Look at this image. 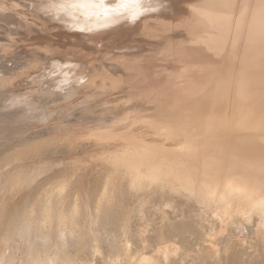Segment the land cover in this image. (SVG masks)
<instances>
[{"label": "bare ground", "instance_id": "obj_1", "mask_svg": "<svg viewBox=\"0 0 264 264\" xmlns=\"http://www.w3.org/2000/svg\"><path fill=\"white\" fill-rule=\"evenodd\" d=\"M18 1L8 17L38 48L0 71L3 243L77 248L64 217L85 224L114 185L147 197L151 176L161 194L187 178L264 235V0Z\"/></svg>", "mask_w": 264, "mask_h": 264}, {"label": "rangeland", "instance_id": "obj_2", "mask_svg": "<svg viewBox=\"0 0 264 264\" xmlns=\"http://www.w3.org/2000/svg\"><path fill=\"white\" fill-rule=\"evenodd\" d=\"M19 2L23 7L27 4L30 5V7L28 5L30 9L25 7L28 12L35 5L31 1L30 3L25 0L18 1V5ZM24 3L26 4L23 5ZM9 4L11 3H8V0L0 1V30L6 28L7 31H11H9L10 36L0 31V35H2L0 36V71L6 70L8 67H16L17 58L30 55L37 46L31 39L22 37V34H16L19 33L16 29L17 19L14 18V15L11 16L12 18L8 16L13 14L11 8L16 10L17 7H12ZM15 39L17 41H13ZM22 45L25 47L23 48ZM48 46L52 51L51 57L61 52L56 54L55 45L52 47L49 44ZM94 52L97 51L94 50ZM144 171L149 172L148 169H144ZM52 180L47 181L53 183L47 189L54 192L59 184ZM71 180L76 181V178L73 177ZM188 181L187 178H183L180 183L184 187L177 183L171 186L166 193L161 194L155 187L158 179L151 176L144 181L143 185L144 188H150L153 192L151 195L149 194L150 196L144 197L146 199L140 198L144 195L143 192L137 193L138 196L135 194L137 197L134 195L121 196L119 194L120 187L118 185L111 186L109 196H106L107 198L104 200L106 205L99 210L90 209L89 213L92 215L86 217L85 224L77 225L72 221L73 219L63 218L64 221L66 220L67 231L72 230L75 237L82 238L81 245L77 248L72 245L73 243L69 244L68 242L61 245L50 244L47 250H43L36 241L32 240L30 242L18 240L16 244L8 246L1 241L2 236H0V252L3 254V256L0 254V264H28L29 262L32 264L35 262H38L37 264H46V262L47 264H248L251 259L262 257L264 255V235H257L255 228L250 227L245 221L241 219L237 221L238 218L234 210H227L226 206L218 204L215 202L216 200H212V202L210 200L208 203L209 201L207 202L204 196L191 194L186 185ZM174 188L179 190L178 195L173 196ZM68 193L69 188L67 187L61 195L67 196ZM53 195L59 196L60 194L57 195L55 192ZM138 198H140L139 201ZM119 201L122 202V207L108 204L115 202L120 204ZM93 218L94 220H92ZM176 224L179 227L188 228L187 232L185 230L186 240L184 243L181 240L182 237L171 239L167 235L168 231L177 227ZM49 230L55 235L60 234L56 231L55 226L50 227ZM191 231L194 235L191 234ZM210 233H215V236L211 238ZM67 234L69 235V233ZM64 253L67 255L63 256ZM31 254L34 259L31 258ZM238 256L241 262L236 261ZM262 261L264 262V258Z\"/></svg>", "mask_w": 264, "mask_h": 264}]
</instances>
